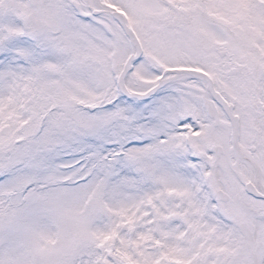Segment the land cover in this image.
Returning <instances> with one entry per match:
<instances>
[{
    "label": "snow or ice",
    "instance_id": "snow-or-ice-1",
    "mask_svg": "<svg viewBox=\"0 0 264 264\" xmlns=\"http://www.w3.org/2000/svg\"><path fill=\"white\" fill-rule=\"evenodd\" d=\"M0 264H264V0H0Z\"/></svg>",
    "mask_w": 264,
    "mask_h": 264
}]
</instances>
